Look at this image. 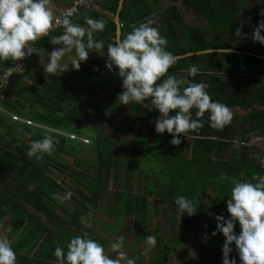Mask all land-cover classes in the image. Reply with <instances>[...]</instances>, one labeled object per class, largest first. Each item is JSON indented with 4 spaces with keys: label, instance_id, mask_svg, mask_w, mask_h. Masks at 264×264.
Returning <instances> with one entry per match:
<instances>
[{
    "label": "trees",
    "instance_id": "1",
    "mask_svg": "<svg viewBox=\"0 0 264 264\" xmlns=\"http://www.w3.org/2000/svg\"><path fill=\"white\" fill-rule=\"evenodd\" d=\"M131 1V9L124 8L129 2L126 0L119 13V19L127 24L145 18L146 13L134 10V6L140 5L139 3L142 5L141 10L150 11L145 0ZM194 1L184 2L193 5ZM118 3L119 0H102L99 7L102 11L115 15ZM250 5L257 17L245 23V30L248 29L253 34L252 25L264 10V0H250ZM85 17L106 22L102 32L94 33L96 40L104 41L105 48L102 50L106 53L107 45L115 41V24L93 9L80 11L72 21L87 27ZM62 34L61 28L51 37L38 41L35 44L36 51L49 52L62 47L51 44L52 37ZM252 44L254 52L263 54L261 48H257L259 43ZM241 50L249 48L245 46ZM223 56L231 58L236 64L234 76L253 74L264 77L263 59L244 54ZM11 62L0 61V78ZM96 66L93 59H87L81 63L79 71L72 70L69 66V71L53 76L44 72L42 64L28 60L20 76H12L8 80V86L0 90L3 95L0 105L6 113L87 138L90 143L86 145L95 148V161L91 163L78 154L77 148L84 143L48 132L57 141L55 151L51 156L44 155L42 160L30 159L27 151L31 142L42 140L47 131L14 122L9 115L0 113V228L7 229L6 238L17 255V264H57L55 248L59 245L66 252L70 239L82 236L85 232L90 238L107 246L110 241L122 236L119 232L114 237L115 229L122 231L121 222L131 218L135 223L132 235L138 238L140 235L135 229L143 228L147 220L149 200H154L155 197L159 202L153 205L151 213L157 231L156 247L153 248L157 257L150 264H168L167 257H177L182 245L189 247L187 255L178 258L179 262L176 264H223L222 246L225 238L219 232L215 236L212 233L216 231V216H223L224 220L230 218L226 205L233 187L231 179L234 177L250 181L255 174L264 175V163L252 156L237 153L234 149L227 155V151L232 148L235 115L228 126L218 131L210 127L209 113H205L200 131L190 132L189 138L181 135V143L173 146L170 143L172 135L167 132L158 134L155 131V121L160 115L158 110L153 105L147 109L144 105L137 104L134 105L132 114L121 120V139L103 138V130L107 124L102 125L101 117L106 114L103 111L107 110L106 105L110 108L111 116H118L123 110L124 105L117 100L122 90L114 83L122 81V78L115 68L113 73L102 80ZM172 73L169 69L167 75ZM242 80L237 78L236 81L231 79L227 82L215 76L211 78L206 90L215 102L223 103L229 108L239 106L250 109V130L263 133L264 113L255 109L254 105H264L260 100L261 97L264 98V91L251 89L252 87L243 89L237 84L242 83ZM101 92L105 94L102 99ZM100 99L106 101V104L100 103ZM195 111L192 110L193 119H196ZM146 148L148 151L151 148L156 150L153 158L159 159L162 166L164 164L162 170L141 169L148 156ZM61 156L72 159L71 165L62 164L59 161ZM221 173L229 179H219ZM65 174L71 179L69 182L63 177L58 182L55 180ZM136 174L138 190L134 193L132 181ZM121 178L124 180L123 188L119 185ZM110 182L112 188L108 189ZM63 187L74 194L71 198L75 206L67 213L59 209L61 199L56 194L57 190L65 192ZM105 190H109L110 198L106 202V220L103 223L108 227L102 233L108 231L110 234L104 239L87 230L84 220L85 211L98 208ZM181 195L193 201L197 208L195 215L189 217L185 213L181 216L175 205L176 197ZM164 204L173 206L180 214L179 225L171 229V234L164 227L158 228L162 223L169 222ZM157 217L162 220H156ZM109 220L113 221V228L109 225ZM239 232L240 226L236 222L234 233L239 235ZM214 240L220 241L219 247L216 245L218 241ZM166 242L173 246L165 245ZM230 247L232 252L229 260L234 259L236 264H240L235 245ZM128 249L130 255H134L136 249ZM140 251L144 252L143 249ZM114 254L112 252L110 256L115 259ZM139 263L140 259L135 264Z\"/></svg>",
    "mask_w": 264,
    "mask_h": 264
},
{
    "label": "clouds",
    "instance_id": "2",
    "mask_svg": "<svg viewBox=\"0 0 264 264\" xmlns=\"http://www.w3.org/2000/svg\"><path fill=\"white\" fill-rule=\"evenodd\" d=\"M264 17V10L259 13ZM72 12L57 16L53 0H0V61H21L35 53V43L48 37L57 28L62 27L63 34L54 36L51 44L61 45L47 54L48 62L44 64V72L60 76L72 70L79 71L82 62L87 61L90 52L103 53V40H96L94 33L102 32L106 27L104 20L85 17L87 27H82L71 20ZM264 20L253 30L252 40L264 45ZM235 35L241 37V29H236ZM243 38H247L244 36ZM167 39L162 37L159 30L150 23H141L133 27L131 32L122 39L107 45L106 68L113 67L122 78L123 91L117 97L121 105L135 102L141 104L150 100L159 112L155 121V131L158 134L167 132L172 135L171 145L181 143L179 137L189 138L190 132H199L203 127V117L209 113L210 127L222 131L232 119L231 109L220 102H215L207 92L208 85L194 83L186 79H177L167 75L169 69L176 63V57L166 50ZM228 52V49H224ZM21 65L11 68L19 69ZM197 67L189 70L190 76L197 74ZM166 77V78H165ZM163 78V79H162ZM162 81V82H161ZM183 90H181V86ZM195 109L196 119L192 118ZM175 115H170V113ZM37 127L45 128L38 124ZM57 141L46 132L42 140L30 144L27 156L42 160L44 155L51 156L55 151ZM219 179L229 177L221 173ZM231 196L227 201L229 219L216 216V231L223 235L222 246L223 264H236L229 260L232 252L231 245L239 254L240 264H264V175L255 174L250 181L232 178ZM71 192L65 193L61 202L70 200ZM175 205L179 213L191 217L197 208L192 200L185 196H177ZM240 226L239 235L234 233L235 223ZM148 247L144 254L156 247V238L149 235L145 238ZM124 248V237L120 236L110 245L111 252L116 253L112 258L105 252L104 246L89 237L88 233L78 235L67 243V251L59 245L55 248L54 256L57 264H135L128 258ZM0 264H17V255L8 238L0 236Z\"/></svg>",
    "mask_w": 264,
    "mask_h": 264
},
{
    "label": "crops",
    "instance_id": "3",
    "mask_svg": "<svg viewBox=\"0 0 264 264\" xmlns=\"http://www.w3.org/2000/svg\"><path fill=\"white\" fill-rule=\"evenodd\" d=\"M124 1L122 2L120 10H118V7H117L115 15H111L108 12L104 11L108 15L107 17L111 19H113L115 16L119 17V13L122 10ZM130 1L131 0H129V2L126 5L127 7H124L126 8V10H130L132 7L131 5L132 1L131 2ZM184 1L185 0H158V1L145 0V3H147V7L150 10L148 12L146 11V9L144 11L141 10L142 5L141 3H139L140 5L134 6L135 7L134 10L135 12H138V13H143V12L146 13L145 18L138 22H133L131 24L129 23L127 24L126 22H124V20L119 19L120 25H121V28H120L121 32H120V36L117 37L116 31H115V41L118 39H122L125 35L131 32L133 27L138 26L141 23H146V22L150 23L152 27H155L159 30V33L162 37H165L167 39L166 50L171 52L176 57V63L172 68H170V70L173 71L171 75L175 76L177 79H180V78L186 79L194 83L203 82L208 85L211 78L215 76L219 78L221 81H227V82L230 81L231 79L236 81L237 78H242L243 82L237 83L241 86V88L244 89L246 87L248 88L252 87L251 89H254V90L260 89L261 91H264V77L253 75V74L251 75L250 74H240V75H236L237 77L234 76L233 71L236 70V64L234 63V61H232L231 58H227L223 56V54H244L247 56H252V57H256V58H260L264 60V55H263L264 45H261V44L257 45V48H261L260 51L263 54L254 52L255 50L254 44H252V42L254 41L251 38L252 32H249L248 29L245 30V28H247L245 23L247 21H250V19H253V17H257V14L252 11L250 0H205L206 3H198V0H195L193 2V5L186 4ZM188 1H191V0H188ZM199 4H201V6ZM53 5H54L55 14L58 15L64 9V7H66V1L65 0H53ZM208 11H211L212 21H214V23H218V27L213 26V23H212L210 24L212 26L210 25L205 26V30L203 31L204 28L202 26H199L200 24H198V22H203L199 19H203L205 21L204 13ZM222 11L224 13H222ZM222 14L224 18H222ZM226 16H227V19H232L230 22H228L229 26L234 27L231 30H228L227 26L223 22L224 20H226L225 19ZM262 20H264V17L260 16V18L257 19L256 22L253 23L252 30H254L256 28V24L259 25L260 21ZM219 27H222V28L225 27L226 30L222 31L218 29ZM238 27L241 29V33H242L241 37H237L236 35H234L233 40H231V38L224 36V33L228 35V33L233 30H235V33H236V29ZM186 28L193 30L192 31V34L194 35L193 37H190L186 33ZM170 30L172 32H170ZM196 30L197 32H200V34H198ZM214 30L217 31L214 34L216 36L215 37L216 39L209 40L210 38H207V37L204 38V34L208 35L209 31L213 32ZM261 34H264V31H262ZM244 36H246L247 38H243ZM212 37L214 38V36ZM204 39H208V41ZM215 40L218 43L215 42ZM183 41L185 43H183ZM245 46L248 47L249 50H244V51L241 50V48ZM224 49H228L229 51L226 52L224 51ZM101 51L103 53L90 52L88 59L90 60L93 59L97 63V66L95 68L97 71H100L102 80H105L111 73L114 72L115 66L113 67L111 71H109L106 68V63H107L106 53L103 50ZM49 52L51 53V51ZM41 53H47V52L35 51L34 55L41 54ZM204 57L208 59L207 62L213 61V58L216 57L215 62H216V65L219 64L218 68H224V69L214 70V69L208 68L207 66L202 69L200 67L201 65L200 62H201V59ZM193 66L197 67L198 71L195 76H190L189 70ZM114 83H116V87L118 89H121L123 91L121 80H117ZM104 95H105L104 93L103 94L101 93V96H100L101 99L104 97ZM101 99H100V103L106 104V101H101ZM260 100L264 102V98L261 97ZM134 105H137V104L133 102L130 105H127L130 108L129 109L130 114H128V116L132 114ZM139 105H142V106L144 105L147 109H149L152 104H151V101L148 100ZM254 107L255 109L259 110L261 113H264V105H262V103L258 105L256 104L254 105ZM230 109L236 118H235L234 131H233L234 136L232 139L233 141L232 148H230L227 151V155L230 154L231 150L234 149L237 151V153L243 152L244 154L248 155V157L252 156L254 158V153H256L254 149L255 146L254 147L253 145L251 146L252 143L249 144L250 139L253 136L264 138V132L259 133V132L251 131L252 125L249 119L250 109H243V108H240L239 106L230 108ZM114 117L117 118L118 121L122 120L117 115H115ZM151 143H152V139H151ZM235 144L236 146H234ZM151 147H152V144H151ZM246 148L248 150L245 151ZM146 152L148 156L146 159H144L145 161H143L141 165V169H145L148 171L162 170V168L164 167V164L162 166L161 163L159 162V159L157 160L153 158V155L156 154V150L151 148L148 151V148H146ZM137 186H138V179H137V174H136V176L133 178V181H132V189L134 193L137 192L138 190ZM155 201L159 202V200H155ZM164 206L167 209L166 216L169 222L162 223V229L164 227L166 231L171 234L172 233L171 229L179 225V223H177V219H179L180 214L177 213L175 209H173V206L166 205V204H164ZM148 212L149 214L152 215L151 209L148 210ZM105 216H106V211H105ZM149 217H151V221H148V219L145 220L143 226L154 224V221H152V216L149 215ZM157 218L160 219L159 217ZM131 219H132L131 226H133L135 225V223L133 221V218ZM120 226H124L123 222H121ZM141 228L135 229V231L140 236L142 235ZM133 229L131 227V231H133ZM131 234L133 233L131 232ZM109 244L107 246H104V249H107ZM146 247H148L146 243L144 244V246L138 245L136 246V250L139 253L141 249L145 250ZM152 250L153 249H150V251ZM155 254L156 252H154V255ZM181 254L182 253H178V255H181ZM139 264H144V260L142 263H139ZM145 264H149L147 260Z\"/></svg>",
    "mask_w": 264,
    "mask_h": 264
},
{
    "label": "rangeland",
    "instance_id": "4",
    "mask_svg": "<svg viewBox=\"0 0 264 264\" xmlns=\"http://www.w3.org/2000/svg\"><path fill=\"white\" fill-rule=\"evenodd\" d=\"M198 3H206L205 0H198ZM201 6V4H199ZM222 13H224L222 11ZM205 21L203 19H199L203 22H198V24H200L199 26H202L204 29L203 31L205 30V26H209L210 24L213 23V26H217L218 27V23H214V21H212V15H211V11H208V12H205ZM222 18H224L223 14H222ZM226 20H224V24L227 26L228 30H231L233 29L234 27L232 26H229V23L232 19H227V16L225 17ZM212 26V25H210ZM256 27H259L258 24H256ZM216 28V27H215ZM218 29L224 31L226 30V28H222V27H219ZM192 29H189V28H186V33L190 36V37H193L194 35L192 34ZM208 31V30H207ZM170 32H172L170 30ZM197 32V30H196ZM217 31L214 30L213 32H210L209 31V34H204V38L207 37V38H210L209 40H213V39H216L215 37V33ZM198 34H200V32H197ZM235 35V30L233 31H230L228 33V35L226 33H224V36L226 37H229L231 38V40H233V37ZM214 36V38L212 37ZM201 38V37H199ZM206 41H208V39H204ZM215 42H217L215 40ZM183 43H185L183 41ZM218 43V42H217ZM180 44V43H179ZM50 53V52H49ZM48 52L47 53H41V54H35L34 53L32 54L31 58L29 59L30 61H33L35 63H38V64H42V66H44V64H47L48 62V59H47V54H49ZM216 57L213 58V61H208V59H206V57L202 58L201 59V62H200V67L203 69L204 67H208V68H211V69H214V70H220V69H224V68H218L219 67V64L216 65ZM16 66V65H15ZM217 66V67H216ZM25 67V66H24ZM11 67L9 68H6L3 72H2V75H1V80L4 82V84L0 85V90L2 88H4L5 86L7 87V83H8V80L14 76V77H17V76H20V74L23 72V69L21 67V70L19 69H16V70H13L12 71V75L8 77V73L10 71ZM5 78V79H4ZM181 79V78H180ZM183 87H185V85H182L181 86V90H183ZM22 92V91H21ZM102 93V92H101ZM103 94V93H102ZM0 96L3 97V95L0 93ZM28 96V95H27ZM107 107V110H103V111H106V114L102 115L101 119H102V125H106L105 127V130H103V134H102V137L103 138H118V139H121V136H119V129H120V123L121 121L117 118H115L114 116H111V112H110V108L108 107V104L106 105ZM37 110V108H35ZM129 107L127 105H124L123 106V111L121 112L120 115H118L119 118H123V117H127L128 114H130V111H129ZM34 122V121H32ZM36 124H40L38 122H34ZM43 125V124H42ZM52 128V127H50ZM58 130V129H57ZM44 131V130H43ZM62 131V130H61ZM48 132V131H47ZM65 132V131H63ZM92 135L94 136L95 134L92 133ZM87 139V138H86ZM252 143V144H251ZM251 146L253 145L256 153H254V159H256L258 162H263L264 163V138L262 137H256V136H253L251 139H250V143ZM91 145V144H90ZM236 146V144L234 145ZM78 154L79 156H81L83 159L93 163L95 161V148L93 146H89V145H80L78 148ZM72 159H68L66 158L65 156H61V159H59V161L62 163V164H66V165H71ZM91 163H88V164H91ZM86 166H89V165H86ZM63 177V179L66 181V182H69L71 179L68 178V175H64V176H59L57 177L55 180L58 182L59 180H61ZM123 177V176H121ZM111 183V182H110ZM109 183V189L112 188L111 184ZM123 178H121L119 180V185H120V188H123ZM63 189L65 190V192H62V191H59L57 190L56 191V194L57 196H59L60 198L67 192H71L72 193V196L74 195L73 194V191L69 190L68 188H64ZM108 192L109 190H105L103 191V195L101 197V201H100V204L98 206L97 209H94L96 211V213H94V210L93 209H89V211H85V220H84V226L87 230H89L94 236L96 237H101V238H107L108 235L110 234L108 231H104V233H102L103 229L104 228H107L108 225H106L104 222V220H106V216H105V208H106V202L109 200V196H108ZM155 200H158L156 197H155ZM155 200H149V206H148V210L152 209L153 205H155L157 202ZM147 204V205H148ZM75 206V203L73 201V199L71 198L70 200L68 201H65V202H60V205H59V209L62 210L63 212H69L73 207ZM110 207V206H109ZM158 207V206H156ZM157 212V211H156ZM159 214L161 215V212H160V209H159ZM152 216L151 214H149V212L147 211L146 212V216H147V219L148 221H151V217ZM94 219H97L98 221H102L101 222H95ZM156 220H161V219H157ZM157 222V221H155ZM108 223V221H107ZM131 223H132V219L129 220V221H124V226L122 227V231L120 229H115V234H114V237L118 236V233L121 232L122 236L124 237V246L125 248L122 249L123 251L126 252V254L129 256L128 258H131V259H134L135 260V263L137 262L138 259H140V263L143 262H146V260L148 261V263L150 264L151 262L153 263V261L155 260V255H154V251H150L148 252L147 255L143 254V251H139V256H138V253H137V250H133L134 252V255H130V252H129V249L128 248H133V249H136V246H138L139 244H141V246H144V244L146 243L145 241V235L149 236V235H153L154 237L155 234L157 233V231L155 230L156 227H154L155 225H146V226H143V228H141L142 230V235L140 237H135L131 234ZM177 223H179V219H177ZM113 221L112 220H109V225L113 228ZM158 228L162 229V225H160ZM6 232H7V229H4V228H0V236H4L6 237ZM144 233V235H143ZM158 233H161L160 230H158ZM118 238V237H117ZM115 238V239H117ZM114 239V240H115ZM165 240V239H164ZM214 241H218V240H214ZM116 242L115 241H110V244ZM224 243V241H223ZM110 244L108 246L107 249H105V252L109 255H111V250H110ZM165 245H168V246H173L172 244H167V242L165 243ZM217 247H219L220 245V241H218V243H216ZM128 247V248H127ZM188 248L186 245L185 246H180L179 247V252L178 253H182L181 255H178V257H171V258H168L167 257V260H168V264H176L178 263V258L180 257H186L187 255V251H188ZM127 250V251H126ZM182 250V252H180ZM150 253V254H149ZM194 253V252H193ZM116 253L114 254L115 258H116ZM138 258V259H137ZM176 258H177V261H176ZM183 264H185V262H182ZM123 264V262H122Z\"/></svg>",
    "mask_w": 264,
    "mask_h": 264
},
{
    "label": "built area",
    "instance_id": "5",
    "mask_svg": "<svg viewBox=\"0 0 264 264\" xmlns=\"http://www.w3.org/2000/svg\"><path fill=\"white\" fill-rule=\"evenodd\" d=\"M65 1H66V7H64V9L57 16H62L64 13L70 11V12H72V16L70 17L71 20L73 18H75L80 13V11H82V10H90V9L96 8L102 2V0H65ZM60 28H62V27H57L51 33V35L54 34L56 31H58ZM50 36H48V37H50ZM48 37H45V38H48ZM34 47H35V45H34ZM31 56H27L25 59H23L21 61H12L10 66H9V68L10 67L11 68H15L17 65H21L22 68H24L25 63L31 58ZM2 84H4V82L0 78V85H2ZM1 99H2V96H0V102H1ZM0 113L9 115V117L14 122L26 124L28 126H32V127L44 130V131H48L50 133L62 135V136L68 137L69 139H72V140H78V141H80V142H82L84 144H89L90 143L88 139L83 138V137H78V136H76L74 134H70V133H66V132H63V131H59V130H56L54 128H50V127H47V126H45V128L37 127L38 124H36V123H34V122H32V121H30L28 119L20 118L19 116L6 113L1 108V105H0Z\"/></svg>",
    "mask_w": 264,
    "mask_h": 264
},
{
    "label": "water",
    "instance_id": "6",
    "mask_svg": "<svg viewBox=\"0 0 264 264\" xmlns=\"http://www.w3.org/2000/svg\"><path fill=\"white\" fill-rule=\"evenodd\" d=\"M123 1H124V0H119V3H118V10L121 9V5H122V2H123ZM97 11H98L99 13L105 15L106 17L108 16L104 11H101V10H97ZM109 19L112 20L113 23L115 24L116 29H117V30H116V36L119 37V36H120V32H121V30H120L121 26H120L119 17L115 16L113 19H111V18H109Z\"/></svg>",
    "mask_w": 264,
    "mask_h": 264
},
{
    "label": "bare ground",
    "instance_id": "7",
    "mask_svg": "<svg viewBox=\"0 0 264 264\" xmlns=\"http://www.w3.org/2000/svg\"><path fill=\"white\" fill-rule=\"evenodd\" d=\"M94 9H95L96 11H97V9H98V10H101L99 6L96 7V8H93V10H94ZM101 11H102V10H101ZM97 12H98V11H97ZM120 26H121V25H120ZM60 29H61V28H60Z\"/></svg>",
    "mask_w": 264,
    "mask_h": 264
}]
</instances>
